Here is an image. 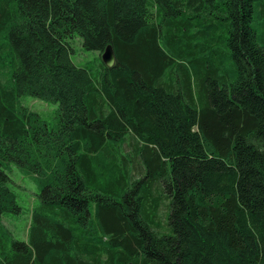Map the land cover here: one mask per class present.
Instances as JSON below:
<instances>
[{
    "label": "trees",
    "instance_id": "obj_1",
    "mask_svg": "<svg viewBox=\"0 0 264 264\" xmlns=\"http://www.w3.org/2000/svg\"><path fill=\"white\" fill-rule=\"evenodd\" d=\"M0 264H264V0H0Z\"/></svg>",
    "mask_w": 264,
    "mask_h": 264
},
{
    "label": "rangeland",
    "instance_id": "obj_2",
    "mask_svg": "<svg viewBox=\"0 0 264 264\" xmlns=\"http://www.w3.org/2000/svg\"><path fill=\"white\" fill-rule=\"evenodd\" d=\"M71 47L73 49L71 58L76 66L95 68L101 62V56L97 52L83 50L78 38H74L71 41ZM21 104L39 114L46 122L51 123L53 121L57 105L48 104L28 96L21 98ZM7 175L11 180L10 187L17 196V203L21 208V214L4 216L2 222L16 238L26 240L30 212L36 203V193L38 190L32 178L23 174L13 165L7 170ZM166 213L167 201L163 196L160 199L154 218L160 225V233L167 231Z\"/></svg>",
    "mask_w": 264,
    "mask_h": 264
},
{
    "label": "water",
    "instance_id": "obj_3",
    "mask_svg": "<svg viewBox=\"0 0 264 264\" xmlns=\"http://www.w3.org/2000/svg\"><path fill=\"white\" fill-rule=\"evenodd\" d=\"M101 61L106 68H111L115 63L114 54L110 46L106 47L101 55Z\"/></svg>",
    "mask_w": 264,
    "mask_h": 264
}]
</instances>
